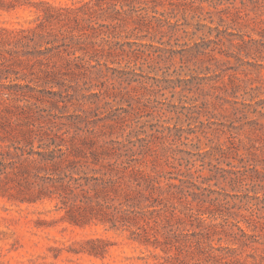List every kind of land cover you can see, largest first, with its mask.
I'll list each match as a JSON object with an SVG mask.
<instances>
[{
	"label": "trees",
	"instance_id": "16d2710c",
	"mask_svg": "<svg viewBox=\"0 0 264 264\" xmlns=\"http://www.w3.org/2000/svg\"><path fill=\"white\" fill-rule=\"evenodd\" d=\"M72 1V5H62L49 0H0V11L30 9L36 13L28 26H0V197L27 205L56 201L57 210L63 211L61 220L72 226L100 224L124 232L150 252L139 257L142 264H264V217L259 209L245 211L232 204L230 194L224 195L209 184L215 175H203L208 163L232 175L231 180L239 186L254 188L256 182L262 186L264 157L254 149L264 154V147L256 148L254 139L248 137L252 149L244 154H239L234 142L207 150L195 145L198 151L193 152L170 141L172 151L165 154L162 142L156 143V134L131 139L125 132L133 125L125 114L131 113L128 107L133 108L137 96L132 74L140 73L130 64L139 49L133 48V42L117 38L128 33L130 25L139 26V19L145 16L136 15L137 4L146 5L142 9L147 10L152 0ZM207 1L227 4L224 9L231 6L236 11L264 3L240 0L242 7L237 6V0L169 3L187 19L188 10L200 12L193 18L201 16ZM167 22L169 29L164 34L169 37L183 25L179 18ZM222 25L201 24L214 34L210 42L221 46L224 34L229 33ZM241 50L251 55L245 46L239 47ZM218 52L241 58L240 52L229 55L223 48ZM123 61L127 68L110 65ZM103 67L113 70V75L103 78ZM12 75L28 82H14ZM55 86L60 90H54ZM63 86L69 99H65ZM110 99L126 106L102 112L104 106L111 105ZM20 102L29 108L25 110ZM38 103L63 108L72 104L84 114L65 116L66 121L50 112L35 115L29 109ZM256 105L254 112L264 118V99ZM119 110L124 113H117ZM177 131V140H181L183 131ZM214 159L218 164L230 160L229 168L218 167ZM234 160L244 165L236 166ZM164 167L168 170L163 171ZM255 193L264 203V192L263 197ZM113 245L107 237L90 236L69 252L105 258ZM52 250L55 258L62 251L58 247Z\"/></svg>",
	"mask_w": 264,
	"mask_h": 264
},
{
	"label": "rangeland",
	"instance_id": "374dc122",
	"mask_svg": "<svg viewBox=\"0 0 264 264\" xmlns=\"http://www.w3.org/2000/svg\"><path fill=\"white\" fill-rule=\"evenodd\" d=\"M49 1L62 5L73 3L72 0ZM262 2L248 4L240 9L241 11H236L231 6L228 10L224 9L227 4L207 1L203 3L204 10L201 16L193 18L194 13L200 12L188 10L185 12L187 19L182 16L183 11L170 5L169 0H152L147 10L142 9L146 5L137 4L136 15L145 16L139 19V26L130 25L128 33H123L117 38L120 42H133V48L139 49L136 50V60L130 64L140 73L132 74V78L136 80L132 84L133 94L137 96L132 100L133 108L128 107L131 113L125 114L133 126L125 134H129L131 139H136L137 135L149 138L156 134L158 136L156 143L162 142V153L165 154L172 151L169 147L170 141H174L176 147L193 152L198 151L196 146L207 150L215 144L226 146L234 142L240 149L239 154H244L248 149H252L249 141L251 138L254 139L256 148L262 149L264 118L254 112L256 102L261 103L264 99ZM237 6L242 7L240 0H237ZM35 16L36 13L30 9H20L11 13L0 11V26H28L27 22ZM178 18L183 25L177 27L173 37L165 35L169 29L167 19L176 21ZM220 23H223L222 27H227L230 33L224 34L222 46V43L216 45L210 42V39L215 38L214 34L207 32L209 28L201 26V24L216 26ZM183 29H186L187 33ZM214 46L217 47L216 50H210ZM244 46L250 51V56L244 50L239 51V47ZM220 48L226 50L229 55L240 52L241 58L226 57L218 52ZM169 49L179 52L174 54ZM198 50L204 51L205 54ZM110 65L119 69L127 68L125 61L120 64L110 62ZM103 70V74H106L103 78L111 77L114 73L106 67H103ZM11 79H14V82H28L16 80L14 75ZM66 83L69 84V81ZM31 84L35 85L34 82ZM58 89L60 90L58 86L54 87V90ZM62 89L66 95L65 99H69L65 86ZM70 91L74 93L73 90ZM110 101L111 105L104 106L102 112L126 106V103L122 104L112 99ZM25 104L26 102H20L23 107ZM24 108L27 110L29 107ZM77 108L72 104L63 108L61 105L51 107L49 103H38L32 105L29 110L35 111V115L40 112L45 115H48V112L55 113L63 117L62 121H66L65 116L84 114L76 110ZM44 109L46 111H42ZM102 112L101 116L105 115ZM117 113L124 112L119 110ZM177 129L183 131L181 140H177L176 135H179ZM164 134L171 137L166 138ZM254 151L260 157H264L261 150ZM224 161L218 164L214 159L213 163L221 168H229L230 160ZM233 164L244 165L236 160ZM258 166L260 169L263 168L262 165ZM162 170L167 171L168 168L164 167ZM212 174L216 178L209 182L211 187L223 192L224 195L230 194L229 201L245 211L259 209V213L264 217V203L255 193L258 191L257 195L263 197V181L262 186L260 182H256L254 188L239 186L231 180L232 175L207 163L203 175ZM195 180L199 182L201 178L195 177ZM56 203L46 200L35 205L17 204L0 197V264H142L144 260L139 257L149 256L148 249L130 241L124 232L111 230L100 224L79 228L61 220L63 211L57 210ZM243 225L252 231L246 224ZM90 236L107 237L114 243L105 258L69 252L73 248H79L81 240ZM53 247L62 249L58 258L54 257ZM149 261L155 260L150 258Z\"/></svg>",
	"mask_w": 264,
	"mask_h": 264
}]
</instances>
